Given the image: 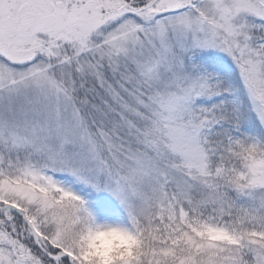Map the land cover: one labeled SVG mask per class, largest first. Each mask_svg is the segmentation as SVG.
<instances>
[{"label": "snow or ice", "instance_id": "6c2138e0", "mask_svg": "<svg viewBox=\"0 0 264 264\" xmlns=\"http://www.w3.org/2000/svg\"><path fill=\"white\" fill-rule=\"evenodd\" d=\"M0 264H264V0H0Z\"/></svg>", "mask_w": 264, "mask_h": 264}, {"label": "clouds", "instance_id": "9594fccd", "mask_svg": "<svg viewBox=\"0 0 264 264\" xmlns=\"http://www.w3.org/2000/svg\"><path fill=\"white\" fill-rule=\"evenodd\" d=\"M115 226V225H113ZM114 243H117V244H121L122 246L123 245H127L129 243V241L127 239H125L124 237H120V236H114L112 237Z\"/></svg>", "mask_w": 264, "mask_h": 264}]
</instances>
